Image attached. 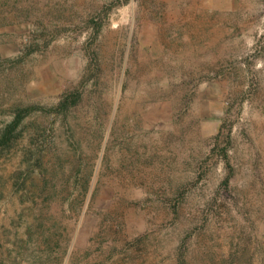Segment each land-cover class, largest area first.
<instances>
[{
    "label": "rangeland",
    "instance_id": "1",
    "mask_svg": "<svg viewBox=\"0 0 264 264\" xmlns=\"http://www.w3.org/2000/svg\"><path fill=\"white\" fill-rule=\"evenodd\" d=\"M264 264V0H0V264Z\"/></svg>",
    "mask_w": 264,
    "mask_h": 264
},
{
    "label": "trees",
    "instance_id": "2",
    "mask_svg": "<svg viewBox=\"0 0 264 264\" xmlns=\"http://www.w3.org/2000/svg\"><path fill=\"white\" fill-rule=\"evenodd\" d=\"M181 264V263H180Z\"/></svg>",
    "mask_w": 264,
    "mask_h": 264
}]
</instances>
